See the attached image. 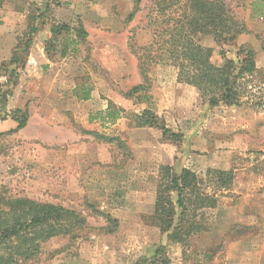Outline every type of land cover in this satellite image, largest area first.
Listing matches in <instances>:
<instances>
[{
    "label": "rangeland",
    "instance_id": "rangeland-1",
    "mask_svg": "<svg viewBox=\"0 0 264 264\" xmlns=\"http://www.w3.org/2000/svg\"><path fill=\"white\" fill-rule=\"evenodd\" d=\"M222 1L247 32L233 44L217 46L211 36L198 41L214 48L218 66L224 63L220 47L233 60L240 46L255 52L257 71L246 79L247 103L240 107H210L196 88L177 82L171 65L150 66V89L127 96L143 81L140 58L147 61L143 49L158 30L151 25L154 0L142 1L133 21L128 16L136 10V0H11L2 5L35 14L49 2V11L38 22L46 45L52 24L76 25L81 20L88 32L87 42L70 45L65 58L64 38L55 44V69L45 72L56 77V94H48L44 85V120L39 98H31L37 106L31 128L8 135L0 104V194L59 205L87 221L72 235L75 239L53 238L36 258L19 264H162L155 259L158 249L169 264H264V106H254L264 103V12H259L264 9L255 0ZM17 24L21 28L24 22ZM9 28L0 20V39ZM29 31L30 26L18 44L29 38ZM19 73L11 97L17 104L30 91L26 64ZM86 91L91 100L78 101L77 94L84 97ZM70 101L74 110L62 106ZM108 103L126 114L115 124L103 125L95 121L96 115ZM146 110L180 139L164 138L159 128H137V116ZM88 131L115 140L105 142ZM167 165L174 171L191 169L203 185L209 169L235 172L232 189L219 194L208 230L186 247L171 242L151 219L160 168ZM107 216L119 221L113 234L105 232Z\"/></svg>",
    "mask_w": 264,
    "mask_h": 264
},
{
    "label": "trees",
    "instance_id": "trees-1",
    "mask_svg": "<svg viewBox=\"0 0 264 264\" xmlns=\"http://www.w3.org/2000/svg\"><path fill=\"white\" fill-rule=\"evenodd\" d=\"M6 1L11 0H0V8ZM142 1L136 0V10L128 16V21L134 20ZM44 4V9H37L35 14L29 16V20L33 21L30 25V38L20 42L12 59L2 65L0 77L6 78L4 83L0 82L2 107L7 104L18 85L19 69L25 67L33 34L39 31L38 22L49 11V2ZM254 4L262 7L260 10L264 9V0H255ZM154 5L155 17L151 25L158 30L153 41L143 49L144 53H148L147 61H141L140 58L143 81L131 89L127 96L132 97L149 90V67L160 64L173 66L177 70V82L196 88L210 107H240L246 104L243 101L248 87L246 79L257 71L255 52L240 46L237 59L233 60L226 57L220 47L224 63L218 66L213 63L214 48L203 46L198 41L200 37L211 36L217 46L233 44L241 34L247 32L246 25L229 13L222 0H154ZM50 33L52 37L46 45L48 54L55 51L59 38H64L61 53L64 58L70 45L87 42L88 39V32L81 20L76 25L52 24ZM77 97L84 101L91 98L89 91L85 92L84 97L79 94ZM254 106L262 108L264 103L258 102ZM125 114L124 110L109 103L105 111L97 113L96 120L103 125L115 124ZM3 118H11L18 123L17 129L11 132L15 133L26 127L29 110H16L5 114ZM135 126L159 128L164 138L170 136L172 139H180V135L172 133L165 122H160L150 110L137 116ZM87 133L105 142L115 140L95 132ZM206 178L207 183L203 185L198 175L189 168L180 171H174L168 165L160 168V181L151 219L171 242L182 247H186L192 237L208 230L218 205L219 194L232 189L235 172L233 169H209ZM107 221L106 234L115 233L119 221L111 216H107ZM86 223V219L74 210L50 203H38L28 198H5L0 194V264L29 262L38 256L43 244L59 236L72 237ZM155 259L157 263L169 264L161 249L157 250Z\"/></svg>",
    "mask_w": 264,
    "mask_h": 264
},
{
    "label": "crops",
    "instance_id": "crops-1",
    "mask_svg": "<svg viewBox=\"0 0 264 264\" xmlns=\"http://www.w3.org/2000/svg\"><path fill=\"white\" fill-rule=\"evenodd\" d=\"M98 0H94L95 3H97ZM3 7V6H2ZM0 8V20H2L6 26H11V28H9V33L5 36L2 37V39H0V74H1V69H2V65L4 63L9 62L13 55H14V51L15 48L18 45L19 40L21 39V37L19 36H23V34L26 33L27 28H29L30 26V20H29V16L31 13L28 12V9H25L24 12L19 13L16 12L14 9H10L7 6ZM69 8L72 10L73 6H69ZM93 14V12H92ZM91 14V15H92ZM72 16V15H71ZM11 19H15V23L11 22ZM17 20L24 22L23 27L21 28H16L17 24ZM24 29V30H22ZM22 30V31H20ZM39 32V31H38ZM37 32V33H38ZM30 33V31H29ZM35 33V34H37ZM33 34V36L35 35ZM30 38V37H29ZM46 39L45 37H42L39 33H38V37H33L32 38V45H31V49H30V53L29 56L27 58V63H26V72H28V78H29V92L27 95V99H25L23 101V99H18V102L20 100V102L17 104V102L13 101V96L15 95L16 92L13 93V95L11 97H9V101L7 102V104L2 107L3 108V112L4 114H10L13 111L16 110H22L25 111L26 108L29 110V118H28V122L25 128L19 130L18 132L15 133H19L20 134H24V132L28 131L31 128V121H32V109L35 108L36 109V105H34V102H29L31 100V98H39L38 99V105H39V117L40 119L44 120V118H42L41 116H46V110L45 108L48 107V105L43 101V99L46 97L45 96V92L43 90V87L45 85V87H49L48 90V94L53 93L54 95L56 94V82L57 79L55 78H51L48 74H46L45 69L47 70V68L52 69L51 71H53L55 69V66L53 65V58L51 56V54H48L47 50H46ZM48 72H50V70H48ZM63 78V77H62ZM15 98V96H14ZM12 100V101H10ZM78 101H84L81 99H78ZM91 98L87 101H90ZM84 101V102H87ZM66 104V105H65ZM62 106H66V108H69L70 106H72L73 108V101H70V103H65ZM62 106H61V110H62ZM109 106L106 105V107H104L101 111H105ZM74 110V108L72 109ZM75 112V111H74ZM76 116L78 114L75 113ZM31 117V118H30ZM8 120V121H7ZM5 122V124H7V128L9 129V131L7 132L8 135H11V133L14 130L17 129L18 127V123L16 121H14L11 118H8ZM90 121H94V119H89ZM97 121V120H95ZM102 124V123H101ZM6 128V129H7ZM88 132H92V131H88ZM14 133V134H15Z\"/></svg>",
    "mask_w": 264,
    "mask_h": 264
}]
</instances>
